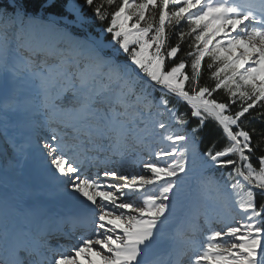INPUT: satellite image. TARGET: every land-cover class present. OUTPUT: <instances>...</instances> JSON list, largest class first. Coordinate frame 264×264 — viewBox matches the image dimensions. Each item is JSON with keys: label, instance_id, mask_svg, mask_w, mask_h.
<instances>
[{"label": "snow or ice", "instance_id": "snow-or-ice-1", "mask_svg": "<svg viewBox=\"0 0 264 264\" xmlns=\"http://www.w3.org/2000/svg\"><path fill=\"white\" fill-rule=\"evenodd\" d=\"M0 88V264H264V0H0Z\"/></svg>", "mask_w": 264, "mask_h": 264}, {"label": "bare ground", "instance_id": "bare-ground-1", "mask_svg": "<svg viewBox=\"0 0 264 264\" xmlns=\"http://www.w3.org/2000/svg\"><path fill=\"white\" fill-rule=\"evenodd\" d=\"M5 163L6 161L4 157L0 156V185H2L6 179L10 185L9 190H15L18 197L21 199L27 196L28 189L34 182L43 181L47 178L42 167H40L38 162L35 160H30L28 162L21 176H17L15 170L9 171L5 175L3 171ZM137 171H139V169H137ZM2 190V187H0V191Z\"/></svg>", "mask_w": 264, "mask_h": 264}, {"label": "rangeland", "instance_id": "rangeland-1", "mask_svg": "<svg viewBox=\"0 0 264 264\" xmlns=\"http://www.w3.org/2000/svg\"><path fill=\"white\" fill-rule=\"evenodd\" d=\"M0 91H1V88H0Z\"/></svg>", "mask_w": 264, "mask_h": 264}, {"label": "trees", "instance_id": "trees-1", "mask_svg": "<svg viewBox=\"0 0 264 264\" xmlns=\"http://www.w3.org/2000/svg\"><path fill=\"white\" fill-rule=\"evenodd\" d=\"M218 95H220V94H218Z\"/></svg>", "mask_w": 264, "mask_h": 264}]
</instances>
